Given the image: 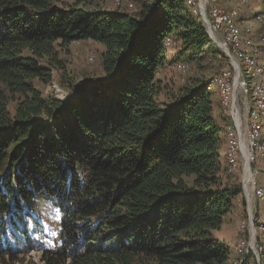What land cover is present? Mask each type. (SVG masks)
Segmentation results:
<instances>
[{
	"label": "trees",
	"instance_id": "trees-1",
	"mask_svg": "<svg viewBox=\"0 0 264 264\" xmlns=\"http://www.w3.org/2000/svg\"><path fill=\"white\" fill-rule=\"evenodd\" d=\"M93 2L0 0V264L33 248L45 264H229L213 230L243 190L221 179L214 78L173 93L159 77L172 36L190 60L217 46L187 0ZM83 39L105 46L103 74L75 84L60 49ZM56 69L65 99L38 86ZM44 202L61 213L51 233Z\"/></svg>",
	"mask_w": 264,
	"mask_h": 264
},
{
	"label": "rangeland",
	"instance_id": "rangeland-1",
	"mask_svg": "<svg viewBox=\"0 0 264 264\" xmlns=\"http://www.w3.org/2000/svg\"><path fill=\"white\" fill-rule=\"evenodd\" d=\"M143 1L150 0H94L93 4L107 10L120 9L131 12L139 9ZM217 1L218 0H215V2ZM219 1L224 7L222 5L221 6L226 10L227 8L230 10L236 9L237 15H241L240 19L238 17V28L242 36V42L239 44L243 51L256 48L257 44L254 42V40L256 42H263L264 44V36H262L264 35V17L261 19L256 18V14L260 11H264V8L258 7V0ZM202 2L203 4L201 5H195V10L199 13L200 17H202L201 19L204 25H206L205 12L201 10L202 5H204L203 8L206 9L208 14V10L214 5L215 2L214 0H208L209 9L205 7V2L203 0ZM206 30L208 32L207 27ZM248 35L254 40L248 37ZM170 40L171 43L173 41L172 44H165L170 60L160 70L159 77L164 78L169 83L170 88L174 89L173 93L176 92L182 85L186 84L192 77L215 79V77H218L219 74H221L225 69L232 71V61L231 67H228L229 65H226L225 61L219 59L221 58L220 56L223 55V52L225 55H227L225 48L220 47V45H218L217 42H213L212 39L211 42L217 46L216 51L213 50L214 48H210L211 50L204 51L197 60L187 59L181 54L180 42L175 39V37L172 36ZM244 43L247 44V47L245 48ZM207 47H209V44ZM220 49L222 53L219 52ZM104 50L105 46L93 39L76 40L72 42L67 49H60V56L65 60L67 65L69 73L68 76L75 80V84L84 78L99 77L103 74L102 56ZM258 55L262 60H264V51L263 54L261 53L262 56H260V53ZM240 65V72L236 73V82L239 83L240 91L238 95L242 99L246 97L247 93V95L250 97L251 103H254V96L252 92L253 79L246 73V61L243 57H240ZM234 74L235 70L231 73V75ZM215 84V82H212L211 90L213 92V98H215L218 103L216 115L219 122L223 124L221 132L222 146L220 152L222 163L224 164V167H226V173L221 179L223 182H229L234 185L239 184L243 191L242 194L239 195L235 206L224 217L221 226L213 230V235L214 237L226 242L229 246V264H243L245 261H247V264H264L261 255L264 245V202L261 203L255 197V195L251 193L252 207H250V210L252 211V219L254 225L256 226V230H252L251 218L248 212V204L245 196L247 195V186L244 185L245 176H243V171H239V169H243V167L240 163L236 168L233 169V171L228 169V135L226 126L228 123L231 124V122L228 117V108L225 106V104H223L220 88L217 84ZM38 86L43 90L44 94L49 97L65 99L71 94V90L68 88V86H64L60 82V71L57 69L54 70V77L51 82L44 85L38 83ZM260 125L261 126L257 140H255L256 138H252L255 142H258V145L262 146V148L258 147L256 143L254 152H252L250 156L248 155V157L250 165L258 170L256 181L258 185H262L258 189L264 190V119H261ZM40 206V212L43 215L42 219L51 233L53 231L52 225L59 223L61 219V213L53 206H50L47 202L41 203ZM253 233L255 234L254 237L252 235ZM243 240L245 241L244 244H242ZM251 241H253V246H251ZM237 244H240L242 247L241 250H237ZM42 250V248H33L26 252H21L19 254V260L17 261V264H45L46 262L43 257L44 253Z\"/></svg>",
	"mask_w": 264,
	"mask_h": 264
},
{
	"label": "bare ground",
	"instance_id": "bare-ground-1",
	"mask_svg": "<svg viewBox=\"0 0 264 264\" xmlns=\"http://www.w3.org/2000/svg\"><path fill=\"white\" fill-rule=\"evenodd\" d=\"M187 2L194 6L197 4L199 5L203 4L202 0H187ZM219 3L218 1L215 2L214 5L210 7V9L209 8L208 9L213 10V15H220V8H221V10L223 11V18H226V21H227V32H234V33H227L226 36H224V46H220V47L225 48L227 52L226 56H228L232 61V71L229 69H225L221 74H224L225 72L226 75H231V73L234 70H236V72H240V69H241L240 57H243L245 59L246 73L253 79L252 92L254 96V103H251L250 97L246 93V97L243 98V101H242V108H252L251 125L249 128V135H251V140L250 139L248 140L251 142V145L256 146L257 142H255L253 138H256L255 140H257V137L259 135L260 126H261L260 121L261 119H264V100H263L264 99V79H263L264 60H262L261 57H259L257 48H252L250 50L247 49L243 51V49L240 47V44H239L240 42H242V36H241V33L239 32L238 24L236 21V19H238L237 11L236 9L226 10L225 8L221 6V4L219 5ZM218 6L220 8H218ZM203 7L204 5H202L201 10L205 12V16H208L206 9H204ZM205 23H206L205 26L208 28V32L210 34V40L212 39L213 42L222 43L221 41H219V38H217L215 34L210 32V20L206 18ZM238 36L241 38V40H238ZM252 57H254V64L250 67L248 65V62H252ZM232 80H233V77H226V86H233ZM214 82L220 88L222 99H223V104H225V106L228 108L229 116L231 117V124L229 123L226 126L227 135H228L227 137L228 139L227 165H228V169L233 171V169L236 168L240 163L243 167V156L245 155V152H246V162L250 163L248 155L250 156V154L254 152L255 147H250L248 149L247 143L243 147V145H238L237 140L231 139V137H234L235 135H240V127H233V115L236 114V105H235L236 104V93L227 92V95H226L225 86H219V76L215 77ZM258 147L262 148V146L260 145H258ZM229 151H232V154H234L233 167H231V159L229 156ZM243 172H244L243 176H245L246 178V171H243ZM249 176L250 174H249V169H248L247 177ZM257 196H264V190L258 189ZM252 230H255V229L252 227ZM252 235L253 237L255 236L254 233ZM251 246H253V241H251Z\"/></svg>",
	"mask_w": 264,
	"mask_h": 264
},
{
	"label": "built area",
	"instance_id": "built-area-1",
	"mask_svg": "<svg viewBox=\"0 0 264 264\" xmlns=\"http://www.w3.org/2000/svg\"><path fill=\"white\" fill-rule=\"evenodd\" d=\"M205 2V7L208 8V0H203ZM218 8H220L218 6ZM208 20H210V32L216 35L217 38H219V41L223 43L224 46V36H226L227 33H234V32H227V21L226 18H223V11L220 8V15H213V10H208V16H205ZM238 35V34H237ZM238 40H241V38L238 36ZM247 47V44L244 43V48ZM231 56V54H230ZM254 64V57H252V62H248V65L251 67ZM236 70L234 75H226L219 74V86H225L226 88V95L227 92H234L236 93V114L233 115V127H240V135H235L234 137H231V139L237 140L238 145H246L248 144V149L250 147H255V145H251V142L248 140H251V136L249 135V128L251 125V118H252V108H242V101L239 97V83L236 82ZM226 77H233V86H226ZM264 79V77H263ZM264 100V99H263ZM247 149V150H248ZM229 156L231 159V167H233V156L232 151H229ZM248 169L250 176L248 175ZM239 171H246V178L244 180V185L247 186V204H248V212L250 211V207H252V194L255 195L257 199H264V196H257V189L261 186L257 184L256 181V175L258 170L256 168H253L250 163L246 162V152L243 156V169H239ZM250 218L251 215L249 212ZM245 241L243 240L242 244H244ZM237 250H241L242 247L240 244L236 245Z\"/></svg>",
	"mask_w": 264,
	"mask_h": 264
},
{
	"label": "water",
	"instance_id": "water-1",
	"mask_svg": "<svg viewBox=\"0 0 264 264\" xmlns=\"http://www.w3.org/2000/svg\"><path fill=\"white\" fill-rule=\"evenodd\" d=\"M218 45L223 46V44L220 43V42L218 43ZM249 212H250V214H252L251 210ZM251 224H252V227L256 230V226L254 225V222H253V219H252V215H251Z\"/></svg>",
	"mask_w": 264,
	"mask_h": 264
}]
</instances>
